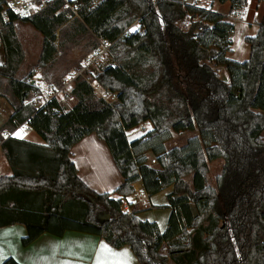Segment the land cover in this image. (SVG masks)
Here are the masks:
<instances>
[{"label": "trees", "instance_id": "1", "mask_svg": "<svg viewBox=\"0 0 264 264\" xmlns=\"http://www.w3.org/2000/svg\"><path fill=\"white\" fill-rule=\"evenodd\" d=\"M78 1L77 16L57 1L29 16L9 13L0 28L5 55L0 77L7 80L0 95L13 108L0 126V144L13 169L0 177V227L24 224L23 245L43 232L96 234L112 247L128 245L138 264H264V11L257 33L245 37L248 58L238 62L227 57L234 27L211 6L184 0ZM230 2L234 8L239 0ZM17 22L42 37L37 66L54 60L61 43L57 32L63 36L66 26L71 39L92 35V48L107 42L112 63L95 80L116 94L114 102L96 97L90 81L77 76L71 107L52 98L34 108L30 96L41 89L29 76H17L23 59ZM134 23L138 28L128 31ZM216 67H224L228 80ZM146 121L152 128L129 141L125 131ZM23 123L44 145L3 139L5 131ZM92 132L108 146L123 179L112 193L89 188L69 157L71 147ZM186 132L194 135L166 147L174 133ZM13 142L37 148L40 166L22 170ZM147 153L156 166L148 164ZM217 159L222 164L212 185L208 162ZM137 182L149 196L172 186L164 231L121 208ZM98 206L108 219L96 217ZM0 264L20 263L8 257Z\"/></svg>", "mask_w": 264, "mask_h": 264}, {"label": "crops", "instance_id": "2", "mask_svg": "<svg viewBox=\"0 0 264 264\" xmlns=\"http://www.w3.org/2000/svg\"><path fill=\"white\" fill-rule=\"evenodd\" d=\"M184 2L199 7L211 6L212 10L224 15L225 20L234 27L231 46H233L235 34L238 43L241 44L240 52L232 55L228 53L227 56L238 62L248 58L250 48L245 41V37L254 36L257 33L258 22L264 11V0H239L234 8H231L230 0L225 2H219L218 0H184ZM4 61L5 55L0 39V64H3ZM20 65L17 76L21 80L29 76L31 83L42 89L41 85L43 83H36L32 71L29 70L27 75L20 74ZM223 79L228 80L227 78ZM6 85L7 80L0 77V90H3ZM35 95L33 94V96ZM12 112L13 108L10 103L0 95V126L10 117ZM140 124L142 125V123ZM145 131L147 130L145 129ZM141 133L143 134V132ZM2 136L4 140L15 138L35 146L44 145L42 138L27 123L5 131ZM11 145L13 155L16 154L22 164V170L40 166L41 158L39 156L34 157L35 151H38L37 148L31 145L15 144L14 142ZM149 154L151 153H147V159ZM69 157L74 163L80 179L97 193H112L123 182L122 176L114 165L108 146L94 132L76 142L70 149ZM155 163L153 157L152 166H156ZM12 174V166L0 144V177L11 176ZM133 188L134 193L140 198H144L142 200L137 198L131 200L130 195L122 198L121 208L124 211H136L139 219L156 222L160 231H164L170 213V209L165 207L167 204L166 195L172 190V186L151 196L146 193L140 195L136 192V189L144 191L141 182L134 183ZM158 213H162V216H159ZM26 231V226L22 223L0 227V263L8 257H13L20 264H138L128 245L118 248L112 247L96 234L66 230L62 235L56 236L43 232L29 244L23 245L21 239L26 235Z\"/></svg>", "mask_w": 264, "mask_h": 264}, {"label": "rangeland", "instance_id": "3", "mask_svg": "<svg viewBox=\"0 0 264 264\" xmlns=\"http://www.w3.org/2000/svg\"><path fill=\"white\" fill-rule=\"evenodd\" d=\"M64 7L69 8L67 5H64ZM71 19L72 18H70V20ZM137 28H138V24L134 23L128 28V31H135ZM16 30L23 50V61L20 65V70H19L20 74L27 75V72L29 70L32 71V75L33 77H35L36 83L39 82L43 83L41 85L42 89L49 88L50 86H54V84H56V87H60L63 85L64 77L70 71L79 70L85 61L89 59H93L84 70V76L92 84L94 94L96 97H102L109 103L114 102L116 98V94L104 90L99 86V84L95 80V77L99 73V71H101V69L104 66L111 64L112 61L107 51L103 52V54L97 58L94 57L93 51L95 50V48H92V45L95 42V38L92 35L84 34L81 36L79 35L74 39H71L70 27L66 26L63 32V36H61L60 32H57V35L59 36L61 43L58 46L57 55L55 56L54 60L48 65L37 66L36 63L38 60V56L40 54L41 43H42L41 35L31 26L19 22L16 23ZM238 33L239 32L237 31V34ZM236 37L237 35L235 34L233 46H231V49H233V51L229 52V54L231 55L233 53L240 52L241 50V44L238 43ZM103 43L105 42H100L96 47V49ZM216 71L221 78L228 79L224 67H217ZM45 78H49V80H46ZM32 97L33 94H31L30 98ZM57 99L60 100L63 103V105L67 108H69L76 102L75 98L72 97L70 94L69 87L64 89L62 94H59ZM142 125L146 130H150L152 128V124L150 122H146L145 124L142 123ZM138 129L139 126L136 125L125 131L126 137L129 141L143 135L141 131H139ZM191 135H194V133L192 132L174 133L172 139L166 143V147L170 148L174 145L175 146L181 145L182 143H184L186 138ZM152 160H153V156L149 154L147 160L149 165H152ZM221 164H222L221 159L208 162L207 179L208 182L212 185H214V179L216 174L219 172ZM136 198L138 200H142L144 197L140 198L136 193L130 195L131 200H134ZM94 212L96 214V217L100 219L105 218L106 213L104 209L101 208L100 206H98ZM158 215L162 216V213H158Z\"/></svg>", "mask_w": 264, "mask_h": 264}, {"label": "built area", "instance_id": "4", "mask_svg": "<svg viewBox=\"0 0 264 264\" xmlns=\"http://www.w3.org/2000/svg\"><path fill=\"white\" fill-rule=\"evenodd\" d=\"M57 1H63L65 5L69 7L73 16H77V3L78 0H3L0 6V28L9 21V13H15L19 16H29L35 14L50 4H53ZM108 43L105 42L100 45L97 49L93 51L94 57L97 58L106 51ZM93 59H89L82 64V67L79 70L70 71L65 77L63 85L60 87L51 86L49 88L43 89L40 93H37L35 96L30 98V103L34 108H40L48 100L52 98H57L59 94H62L63 90L68 88L71 90L74 79L77 76H81L84 79L88 80L84 76V70L90 64ZM92 85V84H91ZM139 130L145 132L144 127L139 124ZM140 195L145 194L144 191L136 189Z\"/></svg>", "mask_w": 264, "mask_h": 264}, {"label": "water", "instance_id": "5", "mask_svg": "<svg viewBox=\"0 0 264 264\" xmlns=\"http://www.w3.org/2000/svg\"><path fill=\"white\" fill-rule=\"evenodd\" d=\"M108 218H109V216L107 214H105V218L104 219H108Z\"/></svg>", "mask_w": 264, "mask_h": 264}]
</instances>
